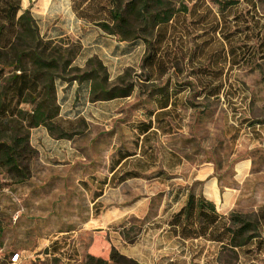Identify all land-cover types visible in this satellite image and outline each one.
Returning a JSON list of instances; mask_svg holds the SVG:
<instances>
[{"label":"rangeland","instance_id":"rangeland-1","mask_svg":"<svg viewBox=\"0 0 264 264\" xmlns=\"http://www.w3.org/2000/svg\"><path fill=\"white\" fill-rule=\"evenodd\" d=\"M211 1L205 0V4L211 8L212 16H218L217 7ZM234 1L238 5L231 16H243L246 11L257 15L260 36L264 38V0H257V11H251L247 0ZM20 7L21 12L32 15L44 40L55 44L59 41L69 50L73 45H80L84 29L72 27L67 0H20ZM254 31L249 46L255 51ZM79 51H83L81 47ZM100 53L102 56L90 52L85 56L77 54L72 65L83 69L89 59L96 57L106 67L110 87L132 85L133 91L126 98L87 105L84 124L76 125L79 134L73 137L70 146L82 155L83 161L78 162L88 163L93 168L90 174L99 181L104 178L108 185L98 207H91L90 197L82 193L78 201L83 214H56L62 223L58 228L70 227L76 231L68 242V250H73L67 253L75 255L78 262L83 261L86 253L107 257L114 249L138 264L247 263L245 259L240 262L237 255L220 246L207 245L203 240L184 244L159 233V229L175 210L169 203L173 202L170 198L174 187L184 186L199 194L213 183L218 200L228 198L223 202L225 214H240L244 222L252 225L256 221L254 212L264 204V59L255 54L248 66L225 68L224 91L217 98L201 97L202 82L192 76L188 78V69L180 71L176 81L182 84V89L176 99L183 108L178 120L175 116L165 121L148 96L150 88H163L165 80L158 81L155 75L153 83L144 81L145 73L140 70L141 49L122 59ZM149 112L153 114L149 116ZM140 123L151 124L147 134H139L141 128L136 126ZM124 155L126 158L119 169L109 176L107 167L111 158L116 160ZM244 162L249 170L243 173L239 167ZM40 168L36 161L32 171L36 173L35 179L40 178ZM127 172L136 177L112 187L116 184L114 178ZM235 172L239 177H234ZM209 179L213 182H208ZM14 184L0 170V228L3 231L0 264L6 263L17 246L25 245L24 241L31 249L37 236L51 235L55 230L53 227L41 230L38 226L47 214H17L16 223L12 220L16 214H3L5 202L12 211L15 205L1 197L6 194L1 191ZM19 191L15 190L12 198L20 195ZM232 194L234 202L230 200ZM20 217L28 220L24 222V230L29 236L23 238L15 228ZM20 258L19 264H54L52 256H45L43 252L25 259L20 255Z\"/></svg>","mask_w":264,"mask_h":264},{"label":"trees","instance_id":"trees-1","mask_svg":"<svg viewBox=\"0 0 264 264\" xmlns=\"http://www.w3.org/2000/svg\"><path fill=\"white\" fill-rule=\"evenodd\" d=\"M211 2L218 16H212L205 0H72L70 4L77 19L104 35L127 42L130 48L143 46L140 70L145 73V82L153 83L155 75L162 80L169 69L174 78L188 69V78L192 76L203 84L199 95L217 98L224 91L225 68L248 66L255 54L264 59V38L260 36L257 15L246 11L243 16H231L237 1ZM247 2L251 11H257V0ZM253 31L255 51L249 46ZM79 50V44L69 50L59 41L55 44L44 40L32 15L21 12L20 0H0V170L14 183L28 178L29 164L36 156L29 145L31 129L43 127L55 139L70 137L69 130L57 119V80L88 82V100L92 103L128 97L133 91L132 85L110 87L105 67L96 57L89 59L83 69L73 66ZM168 83L169 78L162 89L148 91L160 116L169 99L182 89V84H176L178 89L167 94ZM138 127L139 134L145 135L151 124L140 123ZM118 158L116 163L126 155ZM135 177L127 172L114 179L120 184ZM255 220L252 225L240 214L219 215L213 204L189 191L185 204L171 215L168 226L182 242L200 239L235 255L237 248L244 247V264H264V258H260L264 255V238L259 232L264 219ZM54 253L57 251L43 252L52 256L54 264L62 262ZM63 264L138 263L112 249L107 257L87 253L81 262Z\"/></svg>","mask_w":264,"mask_h":264},{"label":"crops","instance_id":"crops-1","mask_svg":"<svg viewBox=\"0 0 264 264\" xmlns=\"http://www.w3.org/2000/svg\"><path fill=\"white\" fill-rule=\"evenodd\" d=\"M67 4L69 12L72 16V27L74 26V30L82 27L84 29V37L79 41L80 47L83 51H79L78 55L80 54L85 56L87 52H90L94 56H102V54L100 53L101 51L106 56L112 59H122V57L127 58L139 49H141L142 54L144 53L143 46L141 45L130 48L127 42H119L113 37L104 35L97 28L83 23L81 20L75 17L74 13L71 10V4L69 0H67ZM63 33L64 32H62V34ZM172 72L173 70L169 69L167 74L162 77V79H164L165 81L168 78L170 80V83H168L167 85V94L172 92L174 89H178V85H176L179 84L178 81H176L178 80V78L172 77ZM89 85L90 84L86 81H73L69 83L62 82L60 80L56 81V102L59 107V114L57 119L66 130H69L70 137L55 139L51 137L43 127L31 129L29 132V145L36 151V156L33 160H31L29 164V176L26 180L14 185H10L6 187L5 191H1L6 193L1 197H5L6 201L10 200L11 203H13L12 205H15L12 211L8 202H5L4 211L1 210L3 211V214H16L12 217V220L14 219L13 222L16 223L17 214H47L46 218H44V220H42L38 226L41 227V230L43 229V227L44 229H47L49 227H53V229H55L53 234L51 235L45 236L41 234L40 236H37V241L36 243L32 244L31 249L27 247L28 244L25 243V241V245L17 246L16 250L14 251L19 252L21 257L24 259L29 258V256H33L35 253L44 252L46 250L48 252L57 251V253H54V255L60 257L62 261H65V263H68L72 260L78 262L75 255L67 253L73 250H68V242L72 237V234H74L76 231L70 227L58 228V226L62 223L59 222L56 214H83L82 208L80 210V202L78 201L82 193L90 197L91 207H98V201L101 199L102 194L104 193V190L108 185V182H106L104 178L99 181L98 178H94L93 174H90L93 173V168H90V165L88 163L81 164V162H78L83 161V158L81 157L82 155H80L70 146V142L73 140V137L79 134L76 125H83L85 122V115L83 116V113L86 110V106L99 102L97 101L92 103L88 100L90 87ZM164 95L165 93L162 94V96ZM178 95L179 92H177L175 97L173 96L169 99L166 107L161 109V117L165 121L169 119L173 120L175 116L176 120L179 119L180 116H178V113L180 110H182L183 106H181L179 100L176 99ZM118 99L121 98L107 101H115ZM245 123V125H247L248 122L245 121ZM240 126L243 125L241 124ZM94 144H96V142H94ZM118 159L119 158L114 160L113 158H111L110 166L109 168L107 167L108 171L111 172L109 173V176L111 174V176H113L114 173L119 169L122 161H124L123 159L119 160L118 163H116ZM36 161H38V166L41 167L38 172L40 173V178L37 179H35L36 173H32L36 165ZM241 165L242 166L239 167V171H243L244 173L249 170L246 162ZM35 171L37 172L38 169ZM234 177H239V175L235 172ZM107 181H109V179ZM112 181L114 182L113 178ZM211 181L212 179H209L208 182ZM116 185L119 184L114 185L113 183L112 187ZM214 185V183L212 185H209L207 190H204L199 194L205 201L214 205L216 213L222 216H227V214H225L227 210L224 209L223 204L225 203L223 202L227 201L226 199L228 198L218 200V193L216 192ZM174 188L175 189L171 195L172 198H170L173 202L169 203H171V207H174L175 210L170 213V217L171 215L176 214L185 204L187 194L189 192L188 188L184 186H177ZM20 189H22V192L19 191ZM15 190L20 192V195L18 194L17 196L19 199L17 197L12 198V196L15 194ZM249 192L247 194H249ZM224 196L227 197L226 194H224ZM233 198L234 196L232 194V198L230 199L232 202L235 201V199ZM254 213L255 217H257L258 219H264V204L259 205ZM170 217L167 218L168 221ZM25 221L28 220H26V218L24 217H20L15 227L21 231L20 235H22V238L25 236H29L27 235L28 233L26 232V230H24V228H26V225L24 223ZM30 221L34 222L32 220H29V222ZM168 221L165 222V224L159 229V233L165 234L168 237L177 240V242H182L171 232V229L168 226ZM259 232L261 237L264 238V225H260ZM27 240H29V238ZM197 241H200V239L184 241L182 243H197ZM206 244L217 246L212 242H206ZM243 249L244 247L236 249L237 257L240 261H242L246 257V255L242 253L244 251ZM213 257H215V255ZM260 258H264V255L260 254ZM167 261L170 262L172 261V259H169Z\"/></svg>","mask_w":264,"mask_h":264},{"label":"built area","instance_id":"built-area-1","mask_svg":"<svg viewBox=\"0 0 264 264\" xmlns=\"http://www.w3.org/2000/svg\"><path fill=\"white\" fill-rule=\"evenodd\" d=\"M20 261H21L20 254L16 252H12L8 255L5 264H19Z\"/></svg>","mask_w":264,"mask_h":264}]
</instances>
